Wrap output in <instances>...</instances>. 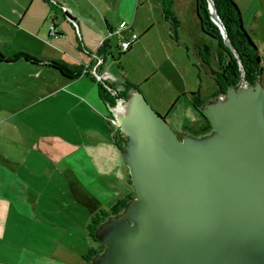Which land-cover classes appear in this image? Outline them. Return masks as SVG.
<instances>
[{"label":"crops","instance_id":"crops-1","mask_svg":"<svg viewBox=\"0 0 264 264\" xmlns=\"http://www.w3.org/2000/svg\"><path fill=\"white\" fill-rule=\"evenodd\" d=\"M146 1L0 0V264H88L85 255L99 244L89 233L93 217L136 196L99 93L104 81L92 67L102 58L98 71L125 89L107 66L111 36L124 20L118 30L114 22ZM154 1L164 19L161 0ZM146 21L145 33L153 22ZM20 92L35 98L21 104ZM204 125L195 111L176 129L195 134Z\"/></svg>","mask_w":264,"mask_h":264},{"label":"water","instance_id":"water-1","mask_svg":"<svg viewBox=\"0 0 264 264\" xmlns=\"http://www.w3.org/2000/svg\"><path fill=\"white\" fill-rule=\"evenodd\" d=\"M211 19L244 69L213 0ZM240 78V79H241ZM215 134L180 138L139 91L113 111L128 136L136 196L102 223L94 264H264V86L228 88L206 104Z\"/></svg>","mask_w":264,"mask_h":264},{"label":"rangeland","instance_id":"rangeland-1","mask_svg":"<svg viewBox=\"0 0 264 264\" xmlns=\"http://www.w3.org/2000/svg\"><path fill=\"white\" fill-rule=\"evenodd\" d=\"M169 2L171 14L178 22L177 25L170 18H157V2L155 3L154 0H147L139 11L133 7L130 18L126 14L124 18L116 16L115 30H118L121 20L128 24L132 23L133 30H122L111 36L110 49L112 53L107 57V66L111 68L109 75L116 77L120 82H125L128 79L135 83L146 100L166 118L180 138L187 136L201 140L206 139L215 134V130L209 126L206 120L205 125L195 134L183 133L176 127L177 122H184L192 116L193 112L199 111L193 107L192 92L198 93L201 110L206 104L217 100L218 97H214L217 85L212 71L218 69L219 43L216 38L203 31L196 0H169ZM235 2L241 11L245 30L259 47L264 67V0H235ZM208 11L211 19L209 7ZM135 16L136 23H133ZM148 17L153 21L150 24L152 28L145 33L142 29L147 24ZM133 32L139 34V37L129 51L122 52L123 50L119 47L120 38H130ZM204 44L209 48L208 63L203 62L199 54V47ZM29 57H35L36 60ZM24 58L36 63L41 62L40 57L34 55ZM261 78L264 86V68ZM240 85L247 87L250 84L242 77L238 83V86ZM18 94L21 104L35 98L24 97V95H28L27 92ZM19 97L16 99L19 100ZM129 98L125 99L124 105L128 104ZM105 111L108 113L106 109ZM108 120L110 123V118ZM104 121L106 123V119ZM110 127L113 131H117L118 139L123 141L122 144L126 147L127 142L124 141L126 134L117 124L110 123ZM123 211L124 209L116 215H110L104 219L103 223L110 220L112 216L120 215ZM97 243L99 244L95 249L98 253L94 257L106 251L103 243ZM94 257L89 264H94Z\"/></svg>","mask_w":264,"mask_h":264},{"label":"trees","instance_id":"trees-1","mask_svg":"<svg viewBox=\"0 0 264 264\" xmlns=\"http://www.w3.org/2000/svg\"><path fill=\"white\" fill-rule=\"evenodd\" d=\"M213 1L220 19L223 22L226 31L228 32V36L238 51L240 61L244 69V79L249 84H255L256 79L263 73L264 67L262 65V56L259 53V47L257 43L252 40L251 36L243 26L241 11L237 3L235 0ZM196 3L198 16L201 21L203 31L216 38L219 43V50L217 53L218 69L212 71L217 85V89L214 92V97H218L220 94H225L229 87L239 83L241 78L240 62L234 55L231 48L224 43V39L218 26H216L211 21L208 11V1L196 0ZM161 4L165 18L172 19L173 23L177 25L178 22L171 14V5L169 0H161ZM134 42L135 41L131 43L127 50H123L122 52L129 51V49L132 48ZM199 54L203 62L208 63L209 48L207 45H200ZM21 56L28 57L29 55L26 53H21ZM29 58L36 60L35 57ZM47 63L59 69L62 73L68 76H73V72L66 65L54 60H47ZM104 83L99 82V93L102 100L108 104L111 115V108L116 104L118 97L128 99L133 91L138 90V86L135 83L130 80H126L124 83L125 89L122 92L118 91V93L112 94L113 88L116 89V87H114L113 84H109L107 81H104ZM191 95L193 96L194 106L202 113L201 100L198 96V93L192 92ZM204 118L208 122L209 126H211L209 120L205 116ZM118 144L120 148L124 149L122 142H119ZM132 198V196H128L119 199L109 211H100L93 217L89 224V233L95 241L100 242L97 238V232L101 224L104 222V219L108 218L110 215H116L120 213L121 210L126 208ZM97 253V249L91 248L85 255L86 260L91 261Z\"/></svg>","mask_w":264,"mask_h":264},{"label":"built area","instance_id":"built-area-1","mask_svg":"<svg viewBox=\"0 0 264 264\" xmlns=\"http://www.w3.org/2000/svg\"><path fill=\"white\" fill-rule=\"evenodd\" d=\"M129 28H130V25L127 22L124 21V22L121 23L119 31H117V33H120V31H122L124 29H129ZM50 29H51L50 31H51L52 34H57L55 24H52ZM137 38H138V34L135 33V32H133L131 34L130 38H126V37L125 38H120L119 47L121 48V50H127L130 47L131 43L133 41H135ZM101 63H102V58L99 57L97 59L96 63L94 64V66L92 67V73H93L94 77L97 80H99V81H107V80H109V76L107 74H103V73H100L98 71V67H99V65ZM116 93H118V89H114L113 88L112 94H116ZM124 101H125V98L118 97L117 101H116V104L111 108V110H112V115L110 116L111 123H114V124L118 125L117 120H116L115 116L113 115V111L116 110L118 113L125 111V106L126 105H124ZM119 105H123L124 106L123 111H119L118 110Z\"/></svg>","mask_w":264,"mask_h":264},{"label":"bare ground","instance_id":"bare-ground-1","mask_svg":"<svg viewBox=\"0 0 264 264\" xmlns=\"http://www.w3.org/2000/svg\"><path fill=\"white\" fill-rule=\"evenodd\" d=\"M123 109H124V106L123 105H119L118 110L119 111H123Z\"/></svg>","mask_w":264,"mask_h":264},{"label":"flooded vegetation","instance_id":"flooded-vegetation-1","mask_svg":"<svg viewBox=\"0 0 264 264\" xmlns=\"http://www.w3.org/2000/svg\"><path fill=\"white\" fill-rule=\"evenodd\" d=\"M220 95H221V94H220ZM220 95H219V96H220ZM219 96H218V97H219ZM215 98H217V97H215ZM119 141L123 143V141H121L120 139H119ZM127 141H128V136H127V138H126V135H125V142H127ZM124 148H125V147H124Z\"/></svg>","mask_w":264,"mask_h":264}]
</instances>
